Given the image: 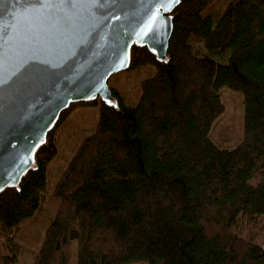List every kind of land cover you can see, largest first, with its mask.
Segmentation results:
<instances>
[{"label": "trees", "instance_id": "trees-1", "mask_svg": "<svg viewBox=\"0 0 264 264\" xmlns=\"http://www.w3.org/2000/svg\"><path fill=\"white\" fill-rule=\"evenodd\" d=\"M171 18L167 59L132 47L114 102L70 105L0 193V264H264V0H179ZM224 91L242 105L228 146ZM77 108L94 129L52 174Z\"/></svg>", "mask_w": 264, "mask_h": 264}, {"label": "water", "instance_id": "water-1", "mask_svg": "<svg viewBox=\"0 0 264 264\" xmlns=\"http://www.w3.org/2000/svg\"><path fill=\"white\" fill-rule=\"evenodd\" d=\"M37 3L0 0V193L18 187L34 167L70 105L114 102L108 80L128 69L132 47L167 59L171 13L179 4L154 15L156 0L29 7Z\"/></svg>", "mask_w": 264, "mask_h": 264}, {"label": "rangeland", "instance_id": "rangeland-1", "mask_svg": "<svg viewBox=\"0 0 264 264\" xmlns=\"http://www.w3.org/2000/svg\"><path fill=\"white\" fill-rule=\"evenodd\" d=\"M222 101L225 111L220 120L214 125L212 136L216 143L228 146L230 143L238 141L241 132L242 105L240 98L230 91L222 93ZM97 114V108H77L68 117L69 120L67 119L64 125L62 124L63 126L58 128L54 134L57 145V158L50 168L52 174L64 166L73 146L94 129ZM67 125H71V127ZM75 127L81 130H78L80 135L70 138L68 131L72 132ZM259 237L257 235L254 239L259 240Z\"/></svg>", "mask_w": 264, "mask_h": 264}, {"label": "snow or ice", "instance_id": "snow-or-ice-1", "mask_svg": "<svg viewBox=\"0 0 264 264\" xmlns=\"http://www.w3.org/2000/svg\"><path fill=\"white\" fill-rule=\"evenodd\" d=\"M79 3H87L96 5L97 0H39V3L29 7L35 8H45V7H61V8H74ZM179 0H156V3L153 4L155 8V13H161L163 11H171V7L178 4ZM117 19L119 17H116ZM157 19L162 18L161 16H156ZM154 31V28H149L148 31L144 32V35H147L148 32ZM7 81H3L2 83H6Z\"/></svg>", "mask_w": 264, "mask_h": 264}]
</instances>
